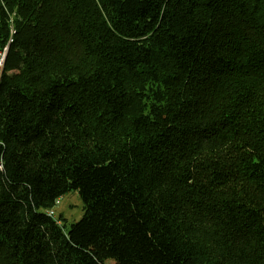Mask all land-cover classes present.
<instances>
[{
    "label": "trees",
    "instance_id": "obj_1",
    "mask_svg": "<svg viewBox=\"0 0 264 264\" xmlns=\"http://www.w3.org/2000/svg\"><path fill=\"white\" fill-rule=\"evenodd\" d=\"M5 47L0 264H264V0H0Z\"/></svg>",
    "mask_w": 264,
    "mask_h": 264
},
{
    "label": "rangeland",
    "instance_id": "obj_2",
    "mask_svg": "<svg viewBox=\"0 0 264 264\" xmlns=\"http://www.w3.org/2000/svg\"><path fill=\"white\" fill-rule=\"evenodd\" d=\"M55 208L58 215L62 216L63 222L69 227L78 221L84 214V202L77 190H73L60 198V203ZM62 223V221H61ZM89 252L94 255L100 264H125L118 256L103 247L100 241L94 242L89 247Z\"/></svg>",
    "mask_w": 264,
    "mask_h": 264
},
{
    "label": "built area",
    "instance_id": "obj_3",
    "mask_svg": "<svg viewBox=\"0 0 264 264\" xmlns=\"http://www.w3.org/2000/svg\"><path fill=\"white\" fill-rule=\"evenodd\" d=\"M12 33H15V30L12 29ZM13 39L11 38L10 41H12ZM6 54H7V47H5L2 51H0V68H3L4 66V62H5V58H6ZM61 198V197H60ZM60 198H58L56 200V203L54 205V207H56L57 205H59L60 203ZM52 207L51 209H48L47 212L49 215H51L52 217L56 218L57 219V223L58 224H62L61 221L58 220L57 218V213L55 211V208Z\"/></svg>",
    "mask_w": 264,
    "mask_h": 264
}]
</instances>
